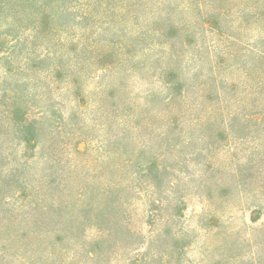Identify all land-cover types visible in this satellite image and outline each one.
Listing matches in <instances>:
<instances>
[{"label":"trees","instance_id":"obj_1","mask_svg":"<svg viewBox=\"0 0 264 264\" xmlns=\"http://www.w3.org/2000/svg\"><path fill=\"white\" fill-rule=\"evenodd\" d=\"M211 34L233 38L229 178L243 203L256 199L253 223L264 216V0H0V261L56 264L69 254L67 264H105L107 250L137 253L124 264H183L187 203L170 194L179 164L214 170L213 135L183 110L194 88L224 80L200 72ZM143 74L149 87L135 102L129 81ZM87 94L107 127V174L76 183L77 164L64 158L82 154L81 142L64 137ZM197 171V197L219 219L211 183H221ZM139 211L151 228L145 246Z\"/></svg>","mask_w":264,"mask_h":264},{"label":"rangeland","instance_id":"obj_2","mask_svg":"<svg viewBox=\"0 0 264 264\" xmlns=\"http://www.w3.org/2000/svg\"><path fill=\"white\" fill-rule=\"evenodd\" d=\"M220 39L212 34L207 36L206 41L211 56L205 58L204 66L200 70L201 73L206 74L212 68L213 73L224 78L215 87L218 95H216L213 85H205L204 91L194 88L190 92V101L193 102L192 108L187 111L185 103L183 104L185 119H188L192 113L199 115L205 127L209 128L206 132L213 135L214 145L217 148L212 156L214 170L205 172L203 165L195 167L188 161L186 166L179 164V171L175 173L178 182L175 183V189L171 191L170 198L174 199V195L178 192V194L185 196L187 203L184 216L179 221L177 228L188 234L191 240V245L187 254L183 256L182 262L183 264H264V246L258 244L262 239L260 237L264 234L262 226L264 216L256 222L250 221L251 211L254 208L252 202H256V199L248 195L247 198L242 197L247 200V203H243V200H240L241 197L234 192L233 179L229 178L232 174L230 168L233 170V38L226 41ZM141 77L136 76L129 81V91H132L131 98L135 102H141L140 98L144 97V91L149 87L147 82L150 79L147 78V75L143 74L144 78ZM91 84L93 85V83ZM156 86L158 85L156 84ZM91 91L92 88H90ZM88 95L83 98V106L87 108L84 117H75L73 119L75 125L69 128L70 131L67 130V136L64 137V141H66L72 136H77L75 142L78 140L81 142L79 148L82 154L70 152L67 154L69 157H63L77 164L78 178L75 180L76 183L89 182L92 180L91 177L100 179L101 176L107 174L105 173V166L100 164V160H102L109 146L107 127L104 118L100 116V112L95 110V106H92V100H95V97L92 98L91 94V96ZM213 108L216 110L212 112ZM66 165H64V169L67 168ZM198 169L202 170L204 177L211 174L221 183V187L217 186V191L214 183H211V190L216 193L212 199L217 202L220 211L217 216H223L219 219H212L205 202L197 197L194 184L200 182L201 172L197 171ZM191 176L194 181L189 188L188 178ZM220 189L224 193L218 194ZM136 214L135 225L141 228L143 234L137 240L145 246L149 241L151 228L142 224L146 220V216L142 215L141 211ZM5 238L6 236L2 238L0 236V239ZM248 238L251 239L249 242ZM18 241L17 238L14 250L22 254L23 249L17 244ZM103 253L105 257L103 260L99 258V263L124 264L129 259H138L137 253L134 252H125L120 256L109 253L107 250ZM106 254L108 261L105 260ZM68 257L69 254L56 258V264H67ZM18 262V259L12 263L2 260L0 264H18Z\"/></svg>","mask_w":264,"mask_h":264}]
</instances>
